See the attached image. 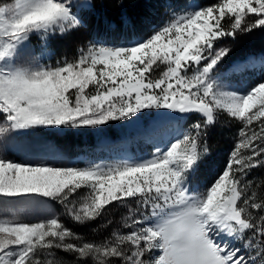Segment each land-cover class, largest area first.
Wrapping results in <instances>:
<instances>
[{
    "label": "snow or ice",
    "instance_id": "6c2138e0",
    "mask_svg": "<svg viewBox=\"0 0 264 264\" xmlns=\"http://www.w3.org/2000/svg\"><path fill=\"white\" fill-rule=\"evenodd\" d=\"M229 19L230 30L224 27ZM68 20L67 27H75L77 22L60 0H16L12 7H0V59L28 32L53 25L63 32L65 25L58 22ZM260 26H264V0H221L129 49L90 47L78 63L46 70L21 65L11 71L0 69V117L11 130L96 126L149 107L198 111L206 117L167 151L157 150L151 159L136 164L80 169L0 157V200L45 197L67 208L70 197L86 187L91 190L88 198L79 208L67 209L78 222L94 219L114 202L135 199L139 206L124 225L128 233L120 237L127 248L107 242L68 243L66 238L74 234L56 217L31 225L0 222V264H41L38 249L49 250V255L52 249H63L76 257V264H86L89 257L99 264H245V258L237 255L239 249L215 243L212 234L232 236L248 229L250 239L256 237L258 242L264 234V215L254 222L250 211H264V203L246 196L241 179L246 170L264 165V81L238 95L215 92L206 78L229 51H212L213 41ZM157 62L166 64L167 71L152 79ZM255 64L249 61V66ZM90 84L97 86L96 95H87ZM217 110L240 120L241 139L225 170L202 194L190 196L184 174L201 154L202 129ZM254 122L259 131L249 133ZM4 131L0 128V133ZM3 145L0 139V148ZM241 149L250 154L244 156ZM150 218L155 223L149 226L144 222Z\"/></svg>",
    "mask_w": 264,
    "mask_h": 264
},
{
    "label": "rangeland",
    "instance_id": "374dc122",
    "mask_svg": "<svg viewBox=\"0 0 264 264\" xmlns=\"http://www.w3.org/2000/svg\"><path fill=\"white\" fill-rule=\"evenodd\" d=\"M60 2L65 5L69 15L77 22L75 25L76 27L80 24L77 18L78 8L89 7L91 0H60ZM190 2H192V0ZM15 3L16 0H0V7H12ZM161 3L163 8L162 18L165 20L157 27L151 26V33L147 37H143L141 31L138 30L135 34V38H132L130 42L125 45H109L103 41L94 40L84 47L81 53L79 52L76 60L67 63H78L81 55H86L87 49L90 47L94 49L105 48L116 50L138 46L146 42L163 27L170 25L174 21H179L181 18H188L196 11L208 7H201L198 3H191L187 8L182 7V9H180L170 7L166 0H161ZM61 23L65 25V31L73 28L67 27V25L71 23L70 20L58 22V24ZM63 32L58 30V25H53L47 30L39 29L28 32L26 38L15 43V47L10 51L9 55L0 59V69L11 71L21 65L39 71L46 70L49 67L55 68L67 64L51 62V51L48 48V38L55 34H62ZM226 39L227 35L213 41L212 51L224 49V41ZM262 51L264 50L262 49ZM257 57L256 64L254 66H249V61L254 60L251 56L243 58L238 57L232 60L225 55L208 74L206 82L214 85L213 90L215 92L245 95L258 82L264 81V78L260 80L259 77L255 75L260 71L264 72V54L258 53ZM253 68H259L260 70L248 74L247 71ZM165 71H167V65L157 62V64L153 66L150 78H161ZM243 73H245L244 77L242 76ZM261 75L262 77L264 76L263 73H261ZM236 76L240 77L239 80L236 79ZM252 78L255 79L254 83H251ZM71 91L74 92L75 90L73 89ZM85 91L88 96L96 95L97 86L90 84ZM218 112L224 111L217 110L213 115H216ZM168 117L175 118L170 120L166 119ZM205 119L206 117L198 111L181 112L179 110L163 107H149L140 109L125 118L109 120L104 124L96 126L72 127L71 124L59 126L37 125L27 129L11 130L7 127L6 120L0 117V128L5 129L3 133H0V139H2L4 143L3 147L0 148V157L22 164H46L53 167H74L80 169L90 168L93 165L105 168L117 163L136 164L151 159L153 153H157V150L161 153L167 151L172 143L182 140L186 133L192 132L194 124L201 123ZM184 120H190V125L186 128L183 127L184 129H178L177 126ZM237 120L240 122L239 119ZM131 123L134 125L131 126ZM163 124V128L156 130L157 127H161ZM238 124H240L241 127L240 129H236L234 147L240 142L241 128L244 127L241 122ZM206 126L207 124L204 125L202 134L206 131ZM259 128V123L254 122V124L249 127L248 132L250 133L253 130L259 131ZM141 129L147 132V137H152L154 140H148L143 136H137L139 133L143 132ZM135 136H137L136 140L134 144H131ZM123 137L124 139H122ZM110 139L115 141H111ZM121 140L129 142V145H123L126 148L123 147L121 145ZM256 143H260V141H256ZM234 149L235 148L231 150V153ZM241 152L244 156L250 154L244 149H241ZM231 153L228 154L222 167L215 170L213 177L207 175L202 179L203 170L200 169V166H203L204 169L205 166L208 165L204 161H200V157L198 156L193 165L184 174L183 183L186 186L188 194L190 196L202 194L225 170ZM247 174L248 170H246V173L241 179H246ZM90 191L91 190L86 187L79 189L77 194H73V196L70 197L67 208L60 201L45 197L0 200V222H8L10 224L27 223L31 225L33 223L44 222L51 217H56L65 228L69 229L74 234L72 237L66 238V242L68 243L105 245L107 242L127 248L128 246L126 244L120 243V237L127 234L129 231V229L124 226L125 223H130L131 218L137 214L136 210L139 206L136 200L128 199L122 204L114 202L111 204L113 205L112 207L109 205L94 219L78 222L73 219L67 209L73 206L79 208L85 199L88 198ZM245 193L246 196L251 197V194L247 193V189H245ZM254 200L256 203H261L256 200V198H254ZM238 203L242 204V201ZM110 209H113V212H119L120 217H117L112 223L103 222V224H99L102 226H99L96 220H104L106 212ZM250 211L253 213L255 222L256 211L259 212V210L250 209ZM144 223L150 226L155 223V219L150 218ZM89 226L93 228L92 230L94 232L96 227L105 226V235H101V232L98 230L96 231V235H88V233L85 234V232L74 230V228L83 229ZM212 239L215 243L225 246L228 249H239L237 255L245 258V264H256L248 253V247H245L246 238L243 232L239 234L234 233L232 236H227L222 233H213ZM254 239L257 240L256 238ZM247 240L249 241V238H247ZM51 253L52 254L49 255V250L47 249H38L37 259L41 261V264H49V261H55L56 264H76V257L72 253L63 251V249H52ZM156 254L158 255L159 252ZM113 260H115V258H113ZM86 264H99V262L89 257L87 258Z\"/></svg>",
    "mask_w": 264,
    "mask_h": 264
},
{
    "label": "trees",
    "instance_id": "16d2710c",
    "mask_svg": "<svg viewBox=\"0 0 264 264\" xmlns=\"http://www.w3.org/2000/svg\"><path fill=\"white\" fill-rule=\"evenodd\" d=\"M166 1L168 4L171 3V7H184L189 0ZM196 1L201 7L215 6L221 2V0ZM162 17L161 0H91L89 7L78 8L77 18L80 23L78 26L48 39V48L51 51L50 61L72 62L76 60L79 52L81 53L84 47L94 40H100L106 44H126L138 30L143 37H147L151 33L150 27H157L162 22ZM230 22L229 19L227 23H224L225 29L230 30ZM262 44H264V26L254 27L250 31H236L234 35L227 36L224 41L225 48L229 50L226 55L232 60L249 54L256 56L258 53H263L264 45ZM238 123L240 122L236 118L230 117L225 112H218L213 115V121L207 124L206 131L203 132L199 141L201 153L199 157L200 161L208 165L203 171L210 177L216 169L222 167L228 154L235 148V132L241 127ZM242 183L253 199L256 198L264 203V165L248 170L247 177L242 179ZM119 214L110 209L106 212L104 220L97 219L96 222L98 225L103 222L112 223L120 217ZM262 215L264 211H256L255 222H258V218ZM99 226L96 227L95 232L90 226L83 229L74 228V230L88 233V235H96L98 230L101 235H105V226ZM243 233L246 240L249 238L250 253L253 254L254 259L264 264V234H260L258 242L254 239L256 237L250 239V230L245 229Z\"/></svg>",
    "mask_w": 264,
    "mask_h": 264
},
{
    "label": "bare ground",
    "instance_id": "6f19581e",
    "mask_svg": "<svg viewBox=\"0 0 264 264\" xmlns=\"http://www.w3.org/2000/svg\"><path fill=\"white\" fill-rule=\"evenodd\" d=\"M163 126H164V124H163L161 127H157L156 130H157V129H161V128H163ZM157 132H158V131H157ZM156 134H157V133H156Z\"/></svg>",
    "mask_w": 264,
    "mask_h": 264
},
{
    "label": "water",
    "instance_id": "95a60500",
    "mask_svg": "<svg viewBox=\"0 0 264 264\" xmlns=\"http://www.w3.org/2000/svg\"><path fill=\"white\" fill-rule=\"evenodd\" d=\"M130 125L133 126L134 124L131 123Z\"/></svg>",
    "mask_w": 264,
    "mask_h": 264
}]
</instances>
